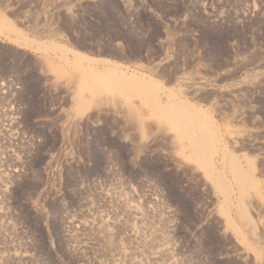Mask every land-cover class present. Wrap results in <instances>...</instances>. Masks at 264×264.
I'll return each instance as SVG.
<instances>
[{
	"label": "rangeland",
	"instance_id": "374dc122",
	"mask_svg": "<svg viewBox=\"0 0 264 264\" xmlns=\"http://www.w3.org/2000/svg\"><path fill=\"white\" fill-rule=\"evenodd\" d=\"M0 264H264V0H0Z\"/></svg>",
	"mask_w": 264,
	"mask_h": 264
},
{
	"label": "bare ground",
	"instance_id": "6f19581e",
	"mask_svg": "<svg viewBox=\"0 0 264 264\" xmlns=\"http://www.w3.org/2000/svg\"><path fill=\"white\" fill-rule=\"evenodd\" d=\"M6 27L10 30L12 29L10 25H7ZM73 64L75 67L79 68L82 87H84V89L93 91L96 95H101L103 92L112 90H116L119 93L129 92L131 94L144 92L145 97L148 99L147 101L152 102L153 100H155V97L151 93V89L154 86V83L151 81H144L134 76H125L124 74H118L115 72V75L113 74L111 76L107 74H97L90 69L80 68L79 65L76 64V62H74ZM155 110L154 111L156 113V116L158 118H161V121H164L170 126L181 131V133L191 139L193 143L198 144L199 148L203 144L206 145L207 149L210 148L209 134H205L204 137H201L196 136L194 132H192V128L196 126L202 131L208 133V126H204L201 122L202 120L200 118L202 117V113L198 109L190 108L188 105L181 103H176L172 108H165L163 105L157 102V104L155 105ZM191 122H194V125ZM205 128L207 130H205ZM199 155V161L201 165L206 170H211L212 165L210 164L208 150Z\"/></svg>",
	"mask_w": 264,
	"mask_h": 264
}]
</instances>
